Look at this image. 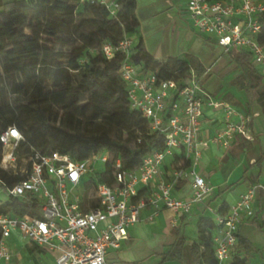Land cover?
<instances>
[{
  "label": "built area",
  "instance_id": "2783aa9c",
  "mask_svg": "<svg viewBox=\"0 0 264 264\" xmlns=\"http://www.w3.org/2000/svg\"><path fill=\"white\" fill-rule=\"evenodd\" d=\"M80 1L104 5L114 19L121 9L119 0ZM186 12L191 25L213 37L224 52L247 51L264 76V44L259 40L264 0H186ZM137 44V35L125 34L117 43L104 42L99 51L108 59H121L118 73L130 106L141 112L152 133L163 135L164 147L144 156L136 168H126L121 155L111 150L75 160L31 144L14 125L4 129L0 167L8 177H0V264H28L17 249L19 241L25 243L23 251L48 254L52 264H114L108 260L109 251L129 239V229L141 221L143 210L151 207L148 218L154 220L168 208L176 225L200 203L216 223V264H232L240 224L255 214L264 184L252 185L222 213L205 203L212 186L196 168L210 143L228 149L236 135L250 139L248 118L204 88L202 78L209 69L200 70L191 62L170 75L158 67L146 69L133 59ZM205 107L221 114L222 127L202 139ZM175 156L187 165L165 178L162 167ZM100 162L106 165L102 171ZM109 168L112 183L100 181L99 173ZM184 180L192 186L189 198L175 194Z\"/></svg>",
  "mask_w": 264,
  "mask_h": 264
},
{
  "label": "trees",
  "instance_id": "16d2710c",
  "mask_svg": "<svg viewBox=\"0 0 264 264\" xmlns=\"http://www.w3.org/2000/svg\"><path fill=\"white\" fill-rule=\"evenodd\" d=\"M1 1L0 133L14 125L31 144L75 160L111 150L121 155L126 168H136L144 156L164 147L163 135L152 133L141 112L130 106L126 85L118 73L121 59H108L99 51L104 42L117 43L125 34L137 35L133 59L146 69L158 67L170 75L189 63L180 58L157 60L145 50L139 35L136 0H119L117 19L104 5L78 0L90 16L86 20L88 32L81 29L82 22H76L73 2L77 0ZM260 20L263 29L259 40L264 44V13ZM28 27H33L31 33ZM63 33L78 34L83 44L69 54L58 51L57 37ZM235 56L244 68H253L246 55ZM82 59L87 61L82 63ZM246 81L241 74L235 82L246 87ZM54 89L60 91L52 93ZM83 99L87 104L78 114L68 112ZM57 105L66 107L67 112L60 115L55 111ZM262 161L263 157L256 162L260 170ZM0 177H8L1 167ZM99 180L112 183L110 168L99 173ZM227 210L224 205L219 209L222 213ZM174 232L180 264H216V223L212 216L200 218L198 240L191 244L186 243L179 228ZM239 244L244 246V255L234 253L232 264H251L252 244L244 238ZM162 255L157 264L166 262V253Z\"/></svg>",
  "mask_w": 264,
  "mask_h": 264
},
{
  "label": "crops",
  "instance_id": "0c3cea01",
  "mask_svg": "<svg viewBox=\"0 0 264 264\" xmlns=\"http://www.w3.org/2000/svg\"><path fill=\"white\" fill-rule=\"evenodd\" d=\"M136 16L139 35L147 52L157 60L180 58L200 70L209 69L202 78L204 88L216 98L230 102L248 118L250 139L236 135L228 149L210 143L202 149L203 155L196 168L212 186V192L205 203L218 210L224 205V210H227L252 185L264 184V76L261 69L255 65L247 51L226 53L213 37L198 32L188 19L186 0H136ZM236 53L246 55L253 68H244L235 56ZM227 54L230 58L222 64L220 58ZM241 74L247 80L246 87L235 82ZM221 127V114H213L210 108L205 107L201 138L213 136ZM262 157L260 170L256 162ZM182 165H187L182 157H169L162 167L163 176L169 178L171 172ZM192 192L189 180L181 181L175 188V194L181 198H189ZM254 206L255 214L243 219L238 232L239 243L240 238H244L252 244V250L257 254L252 257L251 264L264 262L259 257L264 255L263 192L258 194ZM151 213V207L143 210L141 221L129 229V239L119 249L109 251V262L157 264L162 254L166 253L164 264H170V261L171 264H180L176 259L178 252L174 245L177 239L175 228H179L186 243L191 244L198 240L200 218L212 216L204 203L197 204L191 214L180 216L176 225L171 223L173 212L168 208H163L154 220L148 218ZM239 243L233 254L241 248ZM31 257L32 261L53 263L48 254L37 256L35 251Z\"/></svg>",
  "mask_w": 264,
  "mask_h": 264
},
{
  "label": "rangeland",
  "instance_id": "374dc122",
  "mask_svg": "<svg viewBox=\"0 0 264 264\" xmlns=\"http://www.w3.org/2000/svg\"><path fill=\"white\" fill-rule=\"evenodd\" d=\"M76 6V10H75V15H76V22L79 24L82 22V27L81 29L83 30H86V32L89 31L90 29V25L89 23H87V19L90 18V16L86 13V10H85V6L80 2V1H74L73 2ZM0 6H2V1L0 0ZM33 30V27H28L27 28V32L28 33H31ZM57 40L58 42L56 43V49L58 51H61L63 52L64 54H69L71 53V51L74 50V48H77L79 46H81L83 44V39H80V37H78V34L76 36L74 35H70L68 33H63V34H60L58 37H57ZM230 56L227 54L226 57H223V58H220L221 60V63L225 64L227 59H229ZM226 60V61H225ZM264 85V84H263ZM60 91V89H54L52 91V93H56ZM87 104V101L85 99H83L82 101H80L77 105H75L73 108H71L68 112L70 113H73V114H78L79 111L81 110V108ZM55 111L59 112L60 115L64 114L65 112H67V109L66 107H64L63 105H57L55 107ZM1 124V123H0ZM0 129H1V125H0ZM131 146L133 145V143L130 144ZM105 164L104 163H99L98 165V170L99 171H102L104 168H105ZM197 237H198V234H197ZM196 237V238H197ZM19 246H17V249H20L22 252H23V255H24V262H29V263H32V257H31V254L26 252V251H23L21 246H24L25 243L22 242V241H19ZM240 249L237 250V254H240V255H244V251H243V247L242 245H240ZM36 255L39 256L41 255L39 252H36ZM254 255H257L255 252H251V254L249 255L250 258H252ZM176 256H178L176 259H178L180 262L182 261V258H181V255L180 253H178ZM261 258L264 259V255L261 254V256H259ZM170 264H171V261H170Z\"/></svg>",
  "mask_w": 264,
  "mask_h": 264
}]
</instances>
